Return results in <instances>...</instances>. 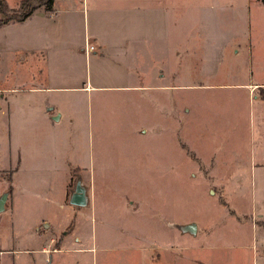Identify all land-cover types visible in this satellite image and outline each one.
I'll list each match as a JSON object with an SVG mask.
<instances>
[{
  "label": "rangeland",
  "instance_id": "obj_1",
  "mask_svg": "<svg viewBox=\"0 0 264 264\" xmlns=\"http://www.w3.org/2000/svg\"><path fill=\"white\" fill-rule=\"evenodd\" d=\"M5 2L13 13L22 0ZM176 4L184 68L170 62L164 90L72 62L79 14L64 39L0 23V264H264V0Z\"/></svg>",
  "mask_w": 264,
  "mask_h": 264
},
{
  "label": "crops",
  "instance_id": "obj_2",
  "mask_svg": "<svg viewBox=\"0 0 264 264\" xmlns=\"http://www.w3.org/2000/svg\"><path fill=\"white\" fill-rule=\"evenodd\" d=\"M179 11L176 0H55L52 9L48 10L49 13L38 8L24 20L15 21L13 24L19 23L22 25L30 21L37 26L46 24L49 26L51 34H55L59 39L60 37L64 39V27L61 24L69 19L76 22V15L79 14L84 31L76 50L69 54L72 62H81L83 59L86 63H93V68L98 73V79L106 72L104 68L111 67L119 70L126 77V82L129 81V84H126L127 86H122L124 88L143 89L153 87L156 90H164L166 86H170L167 83L164 84L162 80L164 77H170V62L176 63L175 72L178 78H180V73L184 68V56L181 54L182 45H178V41L177 43L171 42V31L168 30L170 16L173 15L175 21V15ZM150 17H154V21L150 22L153 25L154 34H152L153 32L150 31L149 27ZM156 22L157 24H155ZM58 26L62 27L55 31V27ZM163 28L165 33L161 37L159 33ZM176 28H178L177 23ZM62 41L59 42L63 43ZM172 44L175 45L174 52L169 49ZM49 51V48L37 51V54L40 53L43 59L47 60L45 68L48 67V61L51 60L48 57ZM23 56L25 55L19 53L22 61L25 59ZM143 80L146 83H141ZM256 84H252V87H256ZM102 87L99 86V88ZM56 88L63 87H60V85L32 87V89L41 91ZM77 88L93 89L96 86L87 83L86 86L83 85V87ZM43 102L47 104L54 103L52 99H44ZM261 102L264 106V100H261ZM53 105L57 107V104ZM260 111L261 108H259ZM68 115L69 113H63V111H60L59 114L44 111L42 117L49 123L55 124L56 121H60L65 117L69 118ZM263 116H261L262 122L264 121ZM263 139L264 129L262 144H264ZM19 163H21V159ZM61 165L65 167V173L68 175L67 181L71 180L74 164L65 160ZM77 166L82 165L78 164ZM58 171L54 170L50 173L57 174ZM48 223L50 222L44 219L41 225L46 226ZM39 226L40 224L34 226L35 235L37 233L39 238H43L44 235L38 232Z\"/></svg>",
  "mask_w": 264,
  "mask_h": 264
},
{
  "label": "trees",
  "instance_id": "obj_3",
  "mask_svg": "<svg viewBox=\"0 0 264 264\" xmlns=\"http://www.w3.org/2000/svg\"><path fill=\"white\" fill-rule=\"evenodd\" d=\"M55 0H22L20 6L13 13H9L5 0H0V11L6 14L5 19H0V23H7L13 19L15 21H22L35 12L39 7L44 6L45 10H51Z\"/></svg>",
  "mask_w": 264,
  "mask_h": 264
},
{
  "label": "water",
  "instance_id": "obj_4",
  "mask_svg": "<svg viewBox=\"0 0 264 264\" xmlns=\"http://www.w3.org/2000/svg\"><path fill=\"white\" fill-rule=\"evenodd\" d=\"M5 195L2 197V199H0V210H2L4 208V202H5ZM73 204H83L84 203V196L81 192H76L74 194V197L72 199Z\"/></svg>",
  "mask_w": 264,
  "mask_h": 264
},
{
  "label": "built area",
  "instance_id": "obj_5",
  "mask_svg": "<svg viewBox=\"0 0 264 264\" xmlns=\"http://www.w3.org/2000/svg\"><path fill=\"white\" fill-rule=\"evenodd\" d=\"M90 48H92V47H90Z\"/></svg>",
  "mask_w": 264,
  "mask_h": 264
}]
</instances>
